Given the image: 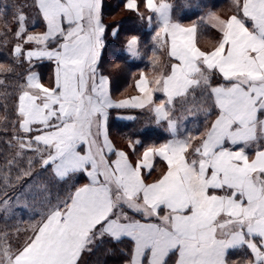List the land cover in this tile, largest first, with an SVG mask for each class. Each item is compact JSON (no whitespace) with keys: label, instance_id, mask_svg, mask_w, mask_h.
<instances>
[{"label":"snow or ice","instance_id":"snow-or-ice-1","mask_svg":"<svg viewBox=\"0 0 264 264\" xmlns=\"http://www.w3.org/2000/svg\"><path fill=\"white\" fill-rule=\"evenodd\" d=\"M231 3V15L208 13L220 38L203 50L170 0H144L155 75L142 71L139 95L119 101L102 71V0H32L41 32L29 31L23 6L0 7L3 46L15 39L0 74L28 65L10 112L0 106L16 148L0 175V264H82L101 248L123 264H264V0ZM125 7L144 19L138 0ZM125 50L141 59L140 38ZM33 61L52 63L51 86ZM109 109L147 110L170 139L142 153L129 141L133 161L109 137ZM157 158L166 169L152 179Z\"/></svg>","mask_w":264,"mask_h":264},{"label":"trees","instance_id":"trees-1","mask_svg":"<svg viewBox=\"0 0 264 264\" xmlns=\"http://www.w3.org/2000/svg\"><path fill=\"white\" fill-rule=\"evenodd\" d=\"M174 6L173 16L183 24L195 23L197 25V40L200 47L204 50H209L215 46L220 38V33L207 25L200 18L203 17L205 11L213 9L223 16L232 14L231 0H170ZM32 0H0V7L5 4L23 6V10L29 16V31L41 32L43 26L40 24L33 29L32 24L38 23L35 18V10L28 7ZM139 13L143 15L144 19L137 12L130 11L125 7V0H102V19L107 25L105 48L102 51V71L105 75H109L111 83V95L116 98L118 96H129L136 91V80L142 71H146L151 76L155 75V70L151 66L152 50L154 43L152 36L154 35L155 25L149 28L147 17L152 15L144 5V0H138ZM14 9L9 7L6 19L11 24V28L15 31V21L13 19ZM113 26H118V33L116 36L111 35ZM4 29V19H0V31ZM138 36L140 38L141 59H130L125 51L127 40L131 36ZM8 44L3 46V41L0 39V63H12L11 48L15 42L13 36L7 37ZM159 57V66L168 62V57L164 49L157 52ZM36 64L35 70L41 75L42 81L45 82L48 78L51 79V72L53 69L52 63L44 62ZM28 65H23L16 68V76L11 74H0V79L5 80V85L0 86V106L7 104L9 112L13 106L16 93V85L23 83L22 77L27 73ZM47 82V81H46ZM159 97L158 94H156ZM118 112H125L134 115V119L129 121H120L114 118ZM111 116L109 119V132L111 136H117V144L119 147H127L128 139L140 138L141 143L136 147V153H139L143 148L152 145L160 144L170 138L169 134L162 126H158L152 117V114L147 110L141 109H111ZM5 110L0 107V116H4ZM202 119V118H201ZM191 127V124H189ZM14 135L12 127L9 125L5 128V121L0 120V175L2 169L8 159L12 157L16 148L12 137ZM116 138V137H115ZM12 142L13 146H9ZM135 155L134 153L132 154ZM16 175L15 169L12 171V177ZM157 175V174H155ZM81 183L83 180L80 181ZM3 189V184L0 183V190ZM10 194H15L11 193ZM19 188L16 189V193ZM36 211H41L39 202H36ZM18 215L21 219L28 220L29 212L17 209ZM39 216H36L38 218ZM12 224H16L14 219ZM3 222L0 221V226ZM23 234V233H22ZM21 236V234H20ZM22 238V236H21ZM115 247V246H106ZM120 247H125L121 245ZM242 255L239 251L230 252V259H238ZM125 257L119 251L112 255L106 252L103 248L93 251L92 253L85 252L82 254V264H123Z\"/></svg>","mask_w":264,"mask_h":264},{"label":"crops","instance_id":"crops-1","mask_svg":"<svg viewBox=\"0 0 264 264\" xmlns=\"http://www.w3.org/2000/svg\"><path fill=\"white\" fill-rule=\"evenodd\" d=\"M125 4H126V0H125ZM209 12H215L217 15H219V16H221V17H225V16H223V15H221L220 13H218L217 11H215V10H213V9H208L207 11H205V13H204V15H203V17H205V19L203 20L207 25H209L210 27H212L213 29H215L216 31H218L215 27H213L212 26V23L213 22H211V21H209L208 19H207V15H208V13ZM104 22V21H103ZM183 24V23H182ZM193 23H188V24H184L185 26H190V25H192ZM219 32V31H218ZM198 34V33H197ZM131 38V37H130ZM197 42H198V40H197ZM127 44V43H126ZM198 46L200 47V45H199V43H198ZM214 47V46H213ZM212 47V48H213ZM211 48V49H212ZM125 49H126V46H125ZM211 49H209V50H211ZM165 50V49H164ZM204 50V49H203ZM126 51V50H125ZM166 51V50H165ZM127 53V52H126ZM130 59H132L131 57H130ZM134 60V59H133ZM139 60V59H138ZM52 71H53V69H52ZM145 74H147L148 76H149V78L151 79L153 76H151L149 73H147L146 71H143ZM51 77H52V72H51ZM140 77V76H139ZM139 77L137 78V80L139 79ZM136 80V81H137ZM47 81V82H46ZM45 82H43L44 84H45V86H51V84H52V80L51 79H47ZM135 95H139V92H138V90L136 89V91L133 93V94H131V95H129V96H118V97H116V98H114V97H112V99L114 100V101H119V100H123V99H127V98H129V97H131V96H135ZM158 95H160V94H158ZM110 111H111V109H109V118H108V133H109V137H110V139L112 140V142H113V144L115 145V147L117 148V149H119V150H124V151H127V152H129V154H130V156L132 157V159H133V161H135V159H136V155H132L133 154V152H132V149L131 148H129V141H136V140H139V141H141L140 140V138H138V137H136V138H134V139H128V141H127V147L125 148V147H123V148H121V147H119L118 146V144H117V141L115 140V139H117V136H114V138H113V136H111V134H110V132H109V119H110V116H111V113H110ZM129 117H134V115L133 114H130V113H125V112H118V113H116L115 114V116H114V118H116L117 120H120V121H129V120H132V119H129ZM116 137V138H115ZM170 139V138H169ZM139 145V144H138ZM138 145H136L135 147H137ZM143 150H144V148L139 152V153H142L143 152ZM114 158V157H113ZM165 169H166V165L164 164V162L163 161H161L159 158H157L156 159V161H155V166H154V170H153V172H152V179H156L158 176H160L164 171H165ZM155 174H157V175H155ZM84 182V181H83ZM82 182V183H83ZM137 218H139V217H137Z\"/></svg>","mask_w":264,"mask_h":264},{"label":"rangeland","instance_id":"rangeland-1","mask_svg":"<svg viewBox=\"0 0 264 264\" xmlns=\"http://www.w3.org/2000/svg\"><path fill=\"white\" fill-rule=\"evenodd\" d=\"M36 219H39V217L36 218ZM25 221H27V220H25ZM27 226H28L27 223L21 225V227H24V228H26ZM22 233H23V232H21L20 234H21V236H22V238H23V235H24V234H22Z\"/></svg>","mask_w":264,"mask_h":264}]
</instances>
